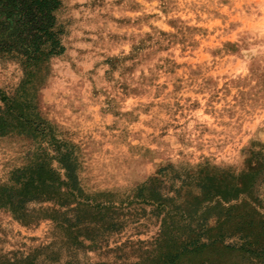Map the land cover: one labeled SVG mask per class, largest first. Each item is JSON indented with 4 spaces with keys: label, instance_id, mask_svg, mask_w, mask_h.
<instances>
[{
    "label": "rangeland",
    "instance_id": "374dc122",
    "mask_svg": "<svg viewBox=\"0 0 264 264\" xmlns=\"http://www.w3.org/2000/svg\"><path fill=\"white\" fill-rule=\"evenodd\" d=\"M58 1L64 51L40 70L38 109L79 147L83 186L104 193L102 207L77 247L51 218L0 209V264H143L163 213L187 209L188 195L252 176L264 201V0ZM23 79L0 53V90ZM34 148L0 138L1 185Z\"/></svg>",
    "mask_w": 264,
    "mask_h": 264
},
{
    "label": "trees",
    "instance_id": "16d2710c",
    "mask_svg": "<svg viewBox=\"0 0 264 264\" xmlns=\"http://www.w3.org/2000/svg\"><path fill=\"white\" fill-rule=\"evenodd\" d=\"M59 7L58 0H0V53L24 68V79L12 95L0 90V138L21 136L35 144L30 162L0 184V209L21 221L51 218L77 247L82 228L91 223L90 213L101 209L98 198L104 193H86L79 147L61 138L38 109L45 81L40 70L64 51L55 16ZM189 178L183 184L190 189ZM148 186L139 192L158 197ZM209 188L199 197L188 195L189 207L182 212L163 213L161 231L143 264H264V201L254 193V177L226 191L213 186L209 193ZM212 218L217 226L205 227Z\"/></svg>",
    "mask_w": 264,
    "mask_h": 264
}]
</instances>
